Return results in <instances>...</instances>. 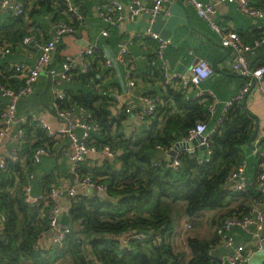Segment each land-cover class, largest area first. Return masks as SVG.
I'll use <instances>...</instances> for the list:
<instances>
[{"label":"trees","instance_id":"1","mask_svg":"<svg viewBox=\"0 0 264 264\" xmlns=\"http://www.w3.org/2000/svg\"><path fill=\"white\" fill-rule=\"evenodd\" d=\"M18 1L24 4L25 13L20 17L7 11L2 14L0 44L17 45L30 36L25 20L29 14L28 0ZM74 2L78 5L76 0ZM38 3L50 5L54 23L65 20L76 29L82 24V21L70 20L60 0H38ZM250 3L264 10V0H250ZM44 36V41L49 40L47 30ZM261 37L262 34L255 35L249 44ZM89 70L85 74L74 71L70 80L77 74L84 81L90 80L95 73ZM11 74V67L0 56V85L17 89L21 82L11 78ZM87 86V90L66 93V99L58 103L61 108L74 105L90 113L92 122L100 129L91 132L90 143L99 147L107 145L113 153H118L112 162L79 169L81 175H89L106 185L107 199L91 194L77 195L65 214L72 228L70 234L47 249L36 248L39 235L48 232L47 209L41 211L43 204L37 206L26 201L25 173L33 171V152L44 145L50 148L53 141L28 119L20 125L26 139L19 160L9 161L6 168L0 170V213L4 216L3 225L0 224V264H23L26 260L31 264H58L66 259H69L67 264H97L95 260L100 264H183L184 255L175 252L168 242L172 232V204L185 202L187 214L193 215L223 208L227 198L250 191L251 203L231 211L224 217L227 218L248 211L255 201H264L255 186L241 194L226 188L230 172L244 160L241 147L248 142L253 129V121L242 105L232 103L219 126L208 135L211 151L208 162L200 163L201 155L196 151H183L178 155L180 165L174 168L157 164L159 158L155 153L159 147L169 150L176 142L187 138L189 130L197 123L207 122L208 100L187 99L182 86L179 90L169 88L158 100L156 116L150 119L152 123L145 135L126 139L120 131L123 116L117 119L112 116L108 96L95 88L93 80ZM170 102L180 113L173 111ZM3 106L0 102V113ZM113 126L117 129L111 136ZM43 183L45 192L50 186L47 180ZM132 235L145 237L131 238ZM122 236H128V248L122 246ZM214 241L188 237L191 258L186 264H210L209 253Z\"/></svg>","mask_w":264,"mask_h":264},{"label":"crops","instance_id":"2","mask_svg":"<svg viewBox=\"0 0 264 264\" xmlns=\"http://www.w3.org/2000/svg\"><path fill=\"white\" fill-rule=\"evenodd\" d=\"M76 1L78 2V7L83 17L82 24L77 27L74 34L64 35L56 45L53 52L52 67L60 70L66 56L75 57L81 50L88 48L92 43H96L98 45L96 53L88 59L90 61L89 72L92 74L95 73V76H91L90 80L84 81L77 74L72 80L60 81L58 88L64 91L65 95L70 91L78 92L87 90V83L89 81L92 83L93 80L96 83L95 88L99 91L114 93L115 96L109 109L114 118L117 119L119 116H123L120 131L123 133L124 138L134 139L145 135L150 128L152 120L142 121L136 117L135 113L124 114L122 110L127 107L131 108L132 111L142 110L144 104L140 99L141 97L155 96L161 100L167 94L169 88L173 90H179L181 88V84L179 83H175L169 88L163 85L160 73L157 72L159 71L158 65L154 64L156 42L151 38L138 39L135 37L137 33L145 31L150 26L160 37L168 40V46L165 49L164 56L168 68L172 72L189 75L191 67L199 59L207 60L214 67V74L211 77L202 81L198 88H190L185 92L190 99H194L199 90L208 89L212 91L215 94L216 105L214 114L209 116L206 122V136L208 137L219 126L224 116V107L228 103H234L233 99L240 94L247 78L231 69V49L228 48V50L227 47L221 44L220 34L210 27L207 19L202 18L198 14L189 0H171L164 5V10L154 18L151 25L148 22V14L143 13L134 22L124 21L119 27L111 29L108 36H102L101 34L104 23L96 13L95 8L97 5H104L109 0ZM122 1L127 2L129 0ZM144 1L148 5H151L154 0ZM198 1L202 3H214L215 11L209 16V19L219 24L225 32H236L244 44H249L255 35L264 34V19L244 15L236 4L221 0ZM27 3V12L29 14L27 13L28 15L25 17V20L31 41L25 46L13 44L14 47L11 49V52L2 58L5 59L9 67L21 62L34 65L40 53L39 45L45 42L44 35H46V30L48 31L56 24L54 23L55 19L49 4L41 5L38 3V0H28ZM4 13H6L4 10L0 11V18H2V14ZM122 41L128 42L126 63H122L116 58L118 43ZM246 58L253 68L261 66L264 63V42L247 52ZM104 59L111 60L112 65L109 67L105 66L103 63ZM128 71L131 72L132 78L135 81V86L132 89H128L127 86L126 73ZM10 77L19 79L13 76V74ZM47 80L48 77L41 73L38 79L32 84L33 93L22 96L17 101V116L38 115L43 117L51 126L58 127L62 123L56 116V108L59 105V100L55 97L51 89L53 80L48 91L43 96L40 95L46 87ZM244 99L246 107H242L248 112L253 121L251 134L256 123L259 127L257 137L251 142V145H257L260 138L264 137V102L255 87L252 90L250 89L240 102L236 103L242 105ZM7 101L8 99L3 98L0 94V102L2 105H5ZM169 105L174 109L173 111L180 113L174 103L170 102ZM75 112L77 114L82 113L79 110H75ZM116 129L117 127L113 126V130L110 132L111 136L115 134ZM93 131L99 132L100 129ZM76 134L78 137H81L82 130L77 129ZM195 139L192 141L179 140L177 142L178 144H174L172 148L177 146V155L183 151L189 153L196 151L198 155L202 156L204 150L202 151V147L198 145V140ZM187 143H189V146ZM247 143L241 147V151L246 161V179L251 185H254L262 156L264 157V141L261 142L257 149L249 147ZM13 147L14 141L8 135L0 143V160L7 157ZM49 150L48 156L42 157L41 161L37 164L33 162L31 164L33 168L32 172L35 175L32 181L33 197L44 192L46 188L43 182L45 180L49 182L48 187L57 185L58 187L67 188L72 183L73 176L68 160L70 152L68 139L65 137L57 139L52 142ZM116 154L118 155L115 151L112 156L90 154L82 162L79 169L95 167L101 165L104 161L112 162L115 160L114 157L117 156ZM116 166L119 167V164L117 163ZM98 178L102 180L104 177ZM228 189L231 190V186ZM250 193V191L243 194L239 193L241 195L227 198L226 205L223 208L205 211L207 213H205L204 219L202 220L204 224L202 223L195 228V234L191 236L187 230L188 228L193 229L194 225L184 215V212H186L185 205H182L183 202L172 204L171 220L173 216L175 230L172 229L168 242L175 252L184 255L183 264H186L191 258V252L187 247L188 237H195L201 240L215 239L209 253L211 256L210 264H220L219 259L229 253L230 249L219 243L216 237V228L231 211H237L241 207H246L251 203L253 199ZM63 202L64 200L62 201V223L69 225V218L65 214L70 204L66 205ZM259 205L264 213V201H260ZM40 209L41 211L45 210L43 207ZM263 232L264 226L260 230L251 226L248 229L233 228L231 231L235 242L238 244L242 243L247 248H254L256 240L258 239L257 234L262 238ZM51 238V233H46L42 237L40 247L46 249L51 243ZM67 263H69V259L60 261L58 264ZM243 264H264V248L255 252L251 259Z\"/></svg>","mask_w":264,"mask_h":264},{"label":"built area","instance_id":"3","mask_svg":"<svg viewBox=\"0 0 264 264\" xmlns=\"http://www.w3.org/2000/svg\"><path fill=\"white\" fill-rule=\"evenodd\" d=\"M64 6L65 13L69 15L70 20L82 21L78 5L74 0H60ZM171 0H154L151 5H148L144 0H129L123 2L122 0H109L104 5L96 6V13L104 23V27L101 31L102 36H108L109 31L113 28H117L124 21L134 22L136 18L146 13L149 16V24L151 25L154 18L164 10V5ZM195 7L198 14L209 21L210 27L220 34L221 44L232 51V61L230 67L233 71L243 75L247 78L246 83L242 87L240 94L233 99V102H240L244 95L251 89L253 83L258 90L261 98L264 102V65L253 68L246 58V53L254 49L255 46L264 42V34L258 40H255L252 45L244 44L240 36L234 31H223L219 24L211 21L209 16L215 11L214 3H202L198 0H189ZM227 3H234L238 6L241 12L252 18L264 19V10L255 8L250 3V0H221ZM7 11L14 17H20L25 13L24 4L18 0H0V11ZM76 28L71 25L70 22L65 20H59L53 28L47 31L49 40L39 45L40 53L34 65H30L26 62H21L11 66L13 76L19 78L21 86L17 89H9L0 85V94L3 98L8 99L4 108L0 113V143L9 135L14 141V147L7 157L0 160V170L5 169L7 163L17 162L19 160V152L22 145L25 142V132L20 127L28 119H31L33 123H36L41 129H43L47 137L51 141H56L61 137H65L69 141L70 152L68 156L70 171L73 179L72 183L67 188L58 187L57 185H51L48 190L39 195L33 197L32 195V181L35 178L33 172H26V183L24 184V195L26 201L37 205L43 204V208L47 209L48 218V232L51 233L50 246H54L62 242L68 234L72 231L69 225L62 223V201L64 199H74L79 194H89L90 189H97L105 193L106 185L98 182L89 175H81L79 173V167L87 156L94 155H109L112 156L113 152L107 145L99 147L90 143L91 132L98 130L99 126L92 122V115L83 108L77 106H68L61 108L57 105L56 116L62 125L58 127L51 126L43 117L38 115H23L17 116V101L25 95L33 93L32 84L38 79L41 73L50 74L52 76L53 85L51 87L52 92L59 101L66 99L64 91L58 88L60 81H69L74 75V71H79L82 74L87 73L89 69L90 61L89 57H92L98 48L96 43H92L88 48L81 50L75 57L66 56L63 60L60 70L52 67L53 52L56 45L61 41L64 35L74 34ZM138 39L151 38L156 42V51L154 57V64L158 65V70L161 76L162 83L165 87H172L175 83L181 84L186 90L190 88H198L200 83L214 74V67L204 59H199L190 69L189 75L172 72L168 68V64L165 60L164 52L168 46V40L160 37L156 32L148 26L145 31L137 33L135 35ZM31 41L30 37H25L19 45H28ZM14 47L11 43L0 44V56L4 58L11 52ZM117 60L126 63V55L128 53V42L122 41L117 46ZM103 63L109 67L112 65V61L104 59ZM128 89H132L135 86V81L132 78L131 72L126 73ZM104 94L108 96L110 103L113 101L114 93ZM196 98L203 97L209 101L207 110L208 115L212 116L215 112L216 98L215 94L210 90H199L195 96ZM187 99H190L186 95ZM144 107L142 110L132 111L127 107L122 112L124 114L135 113L139 120L152 119L157 111L159 105V99L155 96H143L140 98ZM231 105L228 103L224 107V113ZM75 110H79L82 113L77 114ZM81 129L82 135L78 137L76 130ZM207 124L206 122H199L195 127L191 128L188 132L187 138L184 140L192 141L197 136H202V140L198 141V145L202 147L206 153L202 154L200 163L208 162L210 157L209 142L206 136ZM46 145L38 147L32 154V162L37 164L41 161L42 157L49 155V150ZM162 149V148H158ZM172 149V147L170 148ZM169 149V150H170ZM166 150V151H169ZM178 154V153H177ZM164 163L167 166L177 168L180 165L178 155L173 159L172 165H170L166 159H159L157 164ZM246 161L243 160L238 164L229 174L228 180L232 182L231 191L233 193H242L255 186L258 192L264 198V157L260 162V168L257 174V179L254 185H251L245 175ZM228 181V182H229ZM260 203L255 201L248 209L243 213H238L224 218L221 224L216 228V237L221 245L230 249V252L219 259L220 264H243L251 259V257L264 248L263 239L257 234L258 239L254 245V248H247L244 244H238L235 242L231 233L233 228L248 229L254 226L258 230L264 226V213L260 208ZM0 221H4V216L0 213ZM188 227H190L188 225ZM258 233V232H257ZM46 233H41L37 239L36 248H41L42 237ZM145 237L132 235L131 238ZM121 244L123 247H129L128 236H122ZM46 248V249H47ZM97 264H100L95 260Z\"/></svg>","mask_w":264,"mask_h":264},{"label":"water","instance_id":"4","mask_svg":"<svg viewBox=\"0 0 264 264\" xmlns=\"http://www.w3.org/2000/svg\"><path fill=\"white\" fill-rule=\"evenodd\" d=\"M31 44H33V42H31ZM228 49V48H227ZM229 50V49H228ZM44 75H46L48 77V80H47V84H46V87L44 88V90L41 92V96H43L47 91H48V88L49 86L51 85V81H52V76L48 73V74H45L43 73ZM255 87V83H253V86L251 87V90ZM242 106L245 108L246 107V103H245V99L244 101L242 102ZM258 130H259V127H258V124L256 123V126L253 130V133L251 134L249 140H248V143L247 145L253 149H257L261 142L264 141V137L260 138V140L258 141L257 145H251V142L257 137V134H258ZM195 140H202V136H197V138ZM196 143V141H194ZM193 142V143H194ZM177 143V142H176ZM175 143V144H176ZM192 144V142H190ZM178 144V143H177ZM176 144V145H177ZM187 145L189 146V143H187ZM177 155V146H174V148L170 149L169 151H166L164 149H158L155 153V157L156 158H159V159H166V161L172 165L173 163V159L174 157ZM232 185V182L229 181L227 184H226V188L230 187ZM89 194L91 195H96L100 198H103V199H107V196L104 192L100 191V190H97V189H90L89 191ZM74 200L73 199H64V204L68 205L70 203H72ZM0 224L3 225V222L0 221ZM262 238L264 240V232L262 233ZM4 239V237H3Z\"/></svg>","mask_w":264,"mask_h":264},{"label":"rangeland","instance_id":"5","mask_svg":"<svg viewBox=\"0 0 264 264\" xmlns=\"http://www.w3.org/2000/svg\"><path fill=\"white\" fill-rule=\"evenodd\" d=\"M180 203H182V202H180ZM182 205L184 206L185 203L183 202ZM205 213H207V212L202 211V212H197L193 215H189V214H187V212H184V215L187 217V220L190 221L194 225L193 229L188 228V230H187V232H188V234H190V236L192 234H195V231H196L195 228H197L200 224L203 223L202 220L204 219ZM171 226H172V229L175 230V222L173 220V216H172V220H171ZM23 264H31V262L26 260L23 262Z\"/></svg>","mask_w":264,"mask_h":264}]
</instances>
